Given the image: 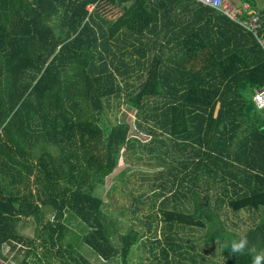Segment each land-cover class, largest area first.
Here are the masks:
<instances>
[{"label":"trees","instance_id":"1","mask_svg":"<svg viewBox=\"0 0 264 264\" xmlns=\"http://www.w3.org/2000/svg\"><path fill=\"white\" fill-rule=\"evenodd\" d=\"M263 87L256 38L194 0H0V259L128 264L141 242L150 264H205L202 241L250 264L216 241L264 249V119L245 111ZM122 104L148 139L103 125ZM124 154L160 168L148 244L97 195Z\"/></svg>","mask_w":264,"mask_h":264},{"label":"rangeland","instance_id":"2","mask_svg":"<svg viewBox=\"0 0 264 264\" xmlns=\"http://www.w3.org/2000/svg\"><path fill=\"white\" fill-rule=\"evenodd\" d=\"M234 3H240L238 0H229ZM255 7L257 8L258 12L261 13L264 11V0H254ZM119 11L115 9L113 12V15L117 17ZM254 114L258 118L264 119V111H257L254 109ZM129 116L128 120L130 122V130L129 133L131 135H138L141 136L144 139H148L149 137L147 135H144V133H139L138 129L135 127L134 124V116H135V110L129 108L127 104H122L120 107H115L110 110H106L105 114L102 115V123L104 126H110L113 123L119 122L123 119L125 116ZM125 155V157H124ZM121 155L120 162L118 164L117 169L112 174V176L107 179V182L105 186L103 187L102 195L101 193L97 192L98 196H103L105 203L107 204V207H105V212L108 215H113L115 217H119L121 220H124L125 227H128L129 225H134L136 229L141 230L144 232V236L142 238L144 243L148 244L147 236H149V232L147 230V226L142 222V220L146 219L145 216H147L150 212V201L147 199L148 196H151L153 194V189L150 187V185L154 182V176L160 171V168H158L156 165L149 164L147 162V158L144 160H139L138 158L133 156H128L127 154ZM139 156V155H138ZM127 157V159H126ZM136 170L144 171L142 174H149L152 178L143 180V175L141 173H134ZM119 174H122L119 176ZM157 183H160V181H155ZM102 189V187H100ZM141 199L142 204L139 205V210L136 213L135 216L131 213V208L134 204H136L133 200ZM246 215L248 214H242V218H246ZM232 218L234 216H231ZM235 219V218H234ZM238 221V220H237ZM245 225L241 223L240 229H235L237 232L246 231L248 230L249 226L252 224L251 220H246ZM78 226L73 230L74 236L73 238L80 233L82 225L80 222H74V226ZM234 229V228H233ZM199 231V230H198ZM36 232V226L30 227L28 226L26 230H23V233H28L33 235V233ZM147 232V233H146ZM203 232L197 233L195 236L197 238H201V234ZM194 238V236L192 237ZM199 249L205 248L207 252L205 253L206 262L205 264H225V261L222 258L216 257V249L213 247H208L203 244L202 241L198 242ZM149 246H144L143 243L138 242L135 245L132 246L129 257H128V264H150L151 262V255L148 251ZM80 250H82L83 255L88 256L89 261L91 264H104L100 258L92 251L89 247H82ZM86 252V253H85ZM8 251L7 249L4 250L3 255H7ZM20 261V260H19ZM19 261H14V255H10L8 257V261L4 262L0 259V264H18ZM236 264H245L244 260H242L239 257H236L234 259Z\"/></svg>","mask_w":264,"mask_h":264},{"label":"built area","instance_id":"3","mask_svg":"<svg viewBox=\"0 0 264 264\" xmlns=\"http://www.w3.org/2000/svg\"><path fill=\"white\" fill-rule=\"evenodd\" d=\"M202 6L212 8L233 20L245 31L250 32L264 51V21L251 3H234L229 0H194ZM254 109L264 111V87L254 96Z\"/></svg>","mask_w":264,"mask_h":264},{"label":"clouds","instance_id":"4","mask_svg":"<svg viewBox=\"0 0 264 264\" xmlns=\"http://www.w3.org/2000/svg\"><path fill=\"white\" fill-rule=\"evenodd\" d=\"M216 243L217 248L221 251L228 249L232 255H248L250 264H264V249H258L255 245L250 246V242L244 234L239 235L237 239H233L230 244L221 245L219 241H216Z\"/></svg>","mask_w":264,"mask_h":264},{"label":"water","instance_id":"5","mask_svg":"<svg viewBox=\"0 0 264 264\" xmlns=\"http://www.w3.org/2000/svg\"><path fill=\"white\" fill-rule=\"evenodd\" d=\"M246 113H251L254 111V106L250 105L248 108L245 109Z\"/></svg>","mask_w":264,"mask_h":264},{"label":"crops","instance_id":"6","mask_svg":"<svg viewBox=\"0 0 264 264\" xmlns=\"http://www.w3.org/2000/svg\"><path fill=\"white\" fill-rule=\"evenodd\" d=\"M255 8H256V7H255ZM256 9H257V8H256ZM261 13H263V14H264V11H262ZM261 13H260V14H261ZM263 18H264V17H263Z\"/></svg>","mask_w":264,"mask_h":264}]
</instances>
